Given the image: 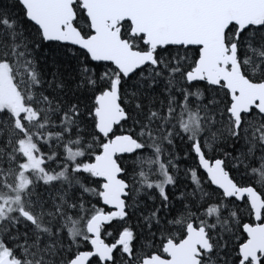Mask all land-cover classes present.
Wrapping results in <instances>:
<instances>
[{
  "label": "snow or ice",
  "instance_id": "obj_1",
  "mask_svg": "<svg viewBox=\"0 0 264 264\" xmlns=\"http://www.w3.org/2000/svg\"><path fill=\"white\" fill-rule=\"evenodd\" d=\"M0 264H264V0H0Z\"/></svg>",
  "mask_w": 264,
  "mask_h": 264
}]
</instances>
